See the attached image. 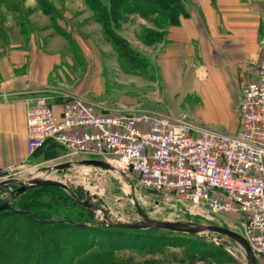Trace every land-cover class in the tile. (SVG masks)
Returning a JSON list of instances; mask_svg holds the SVG:
<instances>
[{"label":"crops","instance_id":"0c3cea01","mask_svg":"<svg viewBox=\"0 0 264 264\" xmlns=\"http://www.w3.org/2000/svg\"><path fill=\"white\" fill-rule=\"evenodd\" d=\"M80 1L76 7L88 6ZM184 4L186 15L162 27V38L150 45L123 33L146 58V65L132 71L107 42L98 41L97 21L72 33L46 32L44 39L31 33L15 41L13 13L0 6L5 27V36L0 35V171L24 167L36 153L27 151L26 125L36 94L47 95L56 111L65 99L76 98L102 112L145 109L196 121L210 131H236L241 87L255 79L263 48L264 0ZM23 7L49 17L37 0H24ZM131 14L138 23L147 22ZM87 15L92 16L91 9ZM189 100L193 107L185 109Z\"/></svg>","mask_w":264,"mask_h":264},{"label":"rangeland","instance_id":"374dc122","mask_svg":"<svg viewBox=\"0 0 264 264\" xmlns=\"http://www.w3.org/2000/svg\"><path fill=\"white\" fill-rule=\"evenodd\" d=\"M5 1L8 5L6 3L1 5L3 11L14 10L11 32L15 41H20L31 33H35L37 37L42 39H44L46 32L72 33L88 23L97 21L93 11L92 16L87 15L88 17H85V11L90 10V8L84 7V4L82 6L81 3H78L79 6L76 7V0H51L57 5L53 17H45L40 13L39 16L30 13L23 7L24 0ZM79 2L81 1L79 0ZM129 7L131 8V4ZM125 12L127 11L119 10L114 16L110 15L105 23L97 21L99 27L95 30V34L99 42H107L114 49L115 54L120 58L121 65L123 64L127 70L132 71L136 67L146 65V58L132 47L123 33L125 32L132 37L134 33L144 44L150 45L160 39L162 36L161 28L168 21L161 15H152L143 17L147 22L138 23L136 17ZM148 32H154L156 36L145 37ZM0 35L5 36V27L2 22L0 23ZM117 39L126 40L128 48L133 49L140 56H135L131 60L122 55L115 44ZM187 107L190 109L193 107L191 100L184 106L185 109ZM193 122L198 124L196 121ZM77 161L79 160H75L70 167L61 171L54 169L55 165L69 161L68 157L65 156L63 147L51 141L48 146L36 151L28 165L10 168L9 176L13 179L24 177L18 180H27L33 177L46 178V176L38 174L44 172L49 176L48 178L61 180L69 185L81 200H88L90 203H95L109 210V217L113 221L142 220L138 212L139 207L150 218L214 224L240 233L243 232L242 222L237 214L192 213L181 206L174 208L167 204L157 203V196L140 187L135 179L130 178L128 180V177L117 172L106 173L99 167L80 164ZM84 174L85 178L82 179ZM15 188L16 186L13 184L0 187V204L7 201L12 209L10 212L6 209L0 210V240H9L15 243L16 234L22 232L25 241L20 254L23 257L18 260L14 257L16 264H38L39 262L46 264L42 255L43 243L40 245L30 243L31 238L28 236L30 233L35 234V236L38 234V238L40 237L48 244L59 242V246L64 248L62 251H72L70 245L72 246L75 242L79 243L80 247L76 246L75 252L71 254L73 257L71 262L68 258L67 262L58 260L60 255L57 253L59 250H50L47 255L55 261H52L51 264H77V262L83 261L87 255H108L112 259L128 261L129 264H247L240 246L230 237L216 232L184 234L163 229L135 232L108 229L100 225L80 228L65 223L41 222L30 214L15 212L29 210L37 212L47 219L71 218L75 220H85L87 212L71 201L66 193L59 188L43 186L17 196L13 194ZM92 216L94 221L102 223L103 216L100 210H93ZM69 235L70 238L68 239ZM26 239L29 243L26 242ZM83 245L85 246L84 249L82 248ZM85 250H88L86 255L82 254ZM80 253L82 255L77 256ZM256 260L257 264H264V257L256 256Z\"/></svg>","mask_w":264,"mask_h":264},{"label":"built area","instance_id":"2783aa9c","mask_svg":"<svg viewBox=\"0 0 264 264\" xmlns=\"http://www.w3.org/2000/svg\"><path fill=\"white\" fill-rule=\"evenodd\" d=\"M238 114L236 131L215 132L145 109L102 112L76 98L56 111L47 95L36 94L26 111L27 151L56 142L69 162L102 160L110 166L99 167L103 172L135 179L157 203L237 214L241 234L264 257V42L255 79L241 87ZM9 175L2 168L0 180Z\"/></svg>","mask_w":264,"mask_h":264},{"label":"trees","instance_id":"16d2710c","mask_svg":"<svg viewBox=\"0 0 264 264\" xmlns=\"http://www.w3.org/2000/svg\"><path fill=\"white\" fill-rule=\"evenodd\" d=\"M184 1L185 0H85L88 7L94 12L97 21L99 22L101 21L100 23H105L110 15L114 16L115 14L118 13L119 10L123 9L124 11H127L125 13H137L142 17L152 16V15H156V16L161 15L162 17H165L167 19L168 21L167 24H174L179 20L180 16L186 15L187 12L185 9ZM37 2H38V8L43 13H45L46 15L50 17L54 16V11L56 10V7L53 5V3L50 0H37ZM3 3L7 4V1L0 0V6ZM130 4H131V8L129 7ZM8 10L14 13L13 12L14 10L12 9H8ZM155 36L156 34L154 32H148L145 34V37L147 38H152ZM161 38L162 36L160 37V39ZM115 44L118 46L119 50L121 51V54L125 55L128 59L133 60L135 56H140L139 53H137L136 51H133V49L131 48H128L126 40L124 39L115 40ZM6 185L8 184L0 185V187H4ZM53 187L59 188L62 191H64L66 195L69 197V199L73 201L74 203H76L68 192H66L60 187H57V186H53ZM36 188H40V187H36ZM32 189H35V188H31L26 191H29ZM26 191H24L23 193H25ZM76 204L84 208L85 211L87 212V218L85 220H75L71 218L47 219L41 216L40 214H38L37 212L29 211V210L22 211V212L18 211L15 213L30 214L41 222H51L52 224H61V223L64 224L65 223V224H68L69 226H77L80 228H87V227L100 225L103 228L120 229V230L135 231V232H142V231L144 232V231H152V230L154 231V230L161 229V228H148V229L138 230V229L114 227V226H109L103 223H97L96 221H94V218L92 216L93 210L88 209L78 203ZM5 209L9 212L12 211L11 207H8ZM9 215H12V214H9ZM166 231H170V230H166ZM191 234H194V233H191ZM16 236H17L16 237L17 240H15V243H12L9 240H0V263L1 264H16L13 258L15 257V259L18 260L19 258L23 257V255L20 254V252L22 251L24 247L23 242L25 240L23 239H25V237L23 236L22 232L17 233ZM28 236L29 238H31L30 243L32 244L37 243L38 245H40L41 243H43L44 247L42 249V252H43L42 255L46 260V264H49V263L51 264V262L54 261V259L49 258L47 255L49 254L50 250H53V249L59 250L57 253L58 255H60L58 260L62 262L63 261L67 262V258H68L71 262L73 258L71 254L75 252L74 249H76V246L80 247L79 243L75 242L72 244V246L68 244L70 245V247H72L73 252L71 250L62 251L64 248H62L63 246H59V242L58 243L50 242L48 244L44 240H41L40 237L38 238V234L35 236V234L30 233L28 234ZM69 238H70V235L68 236V239ZM74 240L76 239L74 238ZM26 242L29 243L28 239H26ZM82 248L84 249L85 246L83 245ZM86 252H88V250H85L82 254H85ZM82 254L81 253L77 254V256L82 255ZM38 264H42V262H39ZM77 264H129V262L125 260H120V259H112L111 256H108V255H104V256L87 255L83 261L77 262Z\"/></svg>","mask_w":264,"mask_h":264},{"label":"water","instance_id":"95a60500","mask_svg":"<svg viewBox=\"0 0 264 264\" xmlns=\"http://www.w3.org/2000/svg\"><path fill=\"white\" fill-rule=\"evenodd\" d=\"M77 162L80 164L92 165L103 169L110 168V166L107 163L98 159H83ZM71 164L72 162L61 163L55 165L53 168L57 169L58 171H61L62 169L70 167ZM5 184H13L16 186V188L13 190V194L15 196L31 188L42 187V186L60 187L65 191H67L76 203L91 210H100L103 216L102 223H105L109 226L128 228V229H138V230L148 229V228H161V229L184 233V234H188V233L200 234L207 231L220 233L230 237L240 246V248L244 252L247 264H257L256 255L252 250V248L250 247L247 240L245 239V237L240 232H237L235 230H232L224 226L196 223L190 221H181V220L171 221V220H159L155 218H150L146 214H144V212L139 207H138V212L140 213L142 220L113 221L109 217L108 214L109 210L104 209L95 203H90L88 200H81L77 196V194L73 191V189L66 183L62 182L61 180L52 179V178H42V177L41 178L33 177L27 180H18L13 178L0 180V185H5ZM8 207H10V204L7 201L0 204V210Z\"/></svg>","mask_w":264,"mask_h":264},{"label":"bare ground","instance_id":"6f19581e","mask_svg":"<svg viewBox=\"0 0 264 264\" xmlns=\"http://www.w3.org/2000/svg\"><path fill=\"white\" fill-rule=\"evenodd\" d=\"M38 174H41V175H43V176H46V178H48L49 176L47 175V174H45L44 172H41V173H38ZM37 174V175H38ZM9 177V176H8ZM7 178V177H6ZM24 177H22V178H18V179H23ZM82 179H84L85 178V174H84V176H82L81 177Z\"/></svg>","mask_w":264,"mask_h":264}]
</instances>
